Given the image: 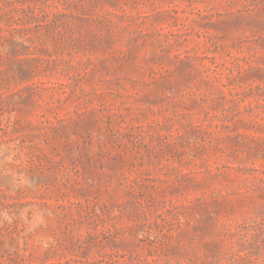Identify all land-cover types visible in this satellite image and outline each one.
<instances>
[{
	"label": "rangeland",
	"instance_id": "374dc122",
	"mask_svg": "<svg viewBox=\"0 0 264 264\" xmlns=\"http://www.w3.org/2000/svg\"><path fill=\"white\" fill-rule=\"evenodd\" d=\"M0 264H264V0H0Z\"/></svg>",
	"mask_w": 264,
	"mask_h": 264
}]
</instances>
